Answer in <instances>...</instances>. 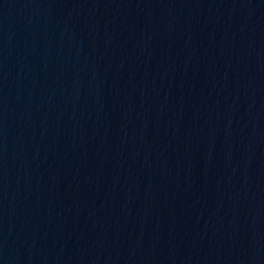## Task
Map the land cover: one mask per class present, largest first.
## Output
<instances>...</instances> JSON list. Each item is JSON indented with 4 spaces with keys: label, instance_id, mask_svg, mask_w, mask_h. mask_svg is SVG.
<instances>
[{
    "label": "water",
    "instance_id": "95a60500",
    "mask_svg": "<svg viewBox=\"0 0 264 264\" xmlns=\"http://www.w3.org/2000/svg\"><path fill=\"white\" fill-rule=\"evenodd\" d=\"M0 264H264V0H0Z\"/></svg>",
    "mask_w": 264,
    "mask_h": 264
}]
</instances>
